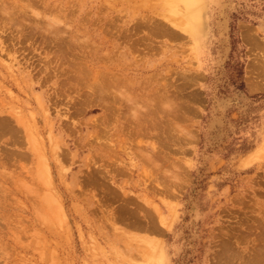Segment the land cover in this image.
<instances>
[{
	"label": "rangeland",
	"instance_id": "1",
	"mask_svg": "<svg viewBox=\"0 0 264 264\" xmlns=\"http://www.w3.org/2000/svg\"><path fill=\"white\" fill-rule=\"evenodd\" d=\"M0 264H264V0H0Z\"/></svg>",
	"mask_w": 264,
	"mask_h": 264
},
{
	"label": "trees",
	"instance_id": "2",
	"mask_svg": "<svg viewBox=\"0 0 264 264\" xmlns=\"http://www.w3.org/2000/svg\"><path fill=\"white\" fill-rule=\"evenodd\" d=\"M231 34L230 36V43H231V55L235 51V45L238 43V39L235 35H233L234 26L231 24ZM241 67L242 64L235 61L233 65H231L232 73H231V83L234 85L235 89L241 90Z\"/></svg>",
	"mask_w": 264,
	"mask_h": 264
},
{
	"label": "bare ground",
	"instance_id": "3",
	"mask_svg": "<svg viewBox=\"0 0 264 264\" xmlns=\"http://www.w3.org/2000/svg\"><path fill=\"white\" fill-rule=\"evenodd\" d=\"M150 253V252H149ZM144 259V258H143Z\"/></svg>",
	"mask_w": 264,
	"mask_h": 264
}]
</instances>
